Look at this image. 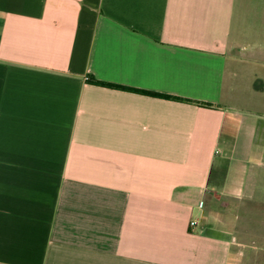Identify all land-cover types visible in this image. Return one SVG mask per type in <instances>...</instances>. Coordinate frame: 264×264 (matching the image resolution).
Returning <instances> with one entry per match:
<instances>
[{
    "label": "crops",
    "instance_id": "obj_1",
    "mask_svg": "<svg viewBox=\"0 0 264 264\" xmlns=\"http://www.w3.org/2000/svg\"><path fill=\"white\" fill-rule=\"evenodd\" d=\"M263 216L264 0H0V264H256Z\"/></svg>",
    "mask_w": 264,
    "mask_h": 264
},
{
    "label": "rangeland",
    "instance_id": "obj_2",
    "mask_svg": "<svg viewBox=\"0 0 264 264\" xmlns=\"http://www.w3.org/2000/svg\"><path fill=\"white\" fill-rule=\"evenodd\" d=\"M227 218L229 219V221H231L232 217L231 216H227ZM256 264H264V253L257 255V263Z\"/></svg>",
    "mask_w": 264,
    "mask_h": 264
},
{
    "label": "trees",
    "instance_id": "obj_3",
    "mask_svg": "<svg viewBox=\"0 0 264 264\" xmlns=\"http://www.w3.org/2000/svg\"><path fill=\"white\" fill-rule=\"evenodd\" d=\"M107 86H110V85H107ZM164 97H166V96H164ZM166 98H169V97H166Z\"/></svg>",
    "mask_w": 264,
    "mask_h": 264
},
{
    "label": "built area",
    "instance_id": "obj_4",
    "mask_svg": "<svg viewBox=\"0 0 264 264\" xmlns=\"http://www.w3.org/2000/svg\"><path fill=\"white\" fill-rule=\"evenodd\" d=\"M194 224H195V222L192 223V225H194Z\"/></svg>",
    "mask_w": 264,
    "mask_h": 264
}]
</instances>
